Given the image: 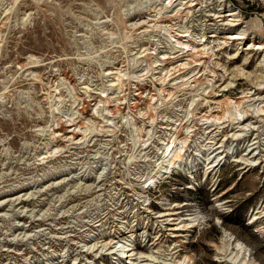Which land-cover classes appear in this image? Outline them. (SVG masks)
<instances>
[{"label": "rangeland", "instance_id": "1", "mask_svg": "<svg viewBox=\"0 0 264 264\" xmlns=\"http://www.w3.org/2000/svg\"><path fill=\"white\" fill-rule=\"evenodd\" d=\"M262 76L264 0H0V264H264Z\"/></svg>", "mask_w": 264, "mask_h": 264}, {"label": "bare ground", "instance_id": "2", "mask_svg": "<svg viewBox=\"0 0 264 264\" xmlns=\"http://www.w3.org/2000/svg\"><path fill=\"white\" fill-rule=\"evenodd\" d=\"M232 58H234V56ZM242 75H244V73H242ZM261 79L264 80V77L262 76ZM228 84L226 86H228ZM222 90H224V89H222ZM168 98H171V94H168L167 98L165 100H167ZM59 102H60L59 99L57 97H55L54 98L55 105H58ZM222 104L223 105H222L221 115H217V117H215V118L213 117L212 119H210L209 117L208 118L205 117V118L207 120L209 119L212 121H215L216 119L221 120L222 118H225V117H229L232 120L233 119L238 120V119H241V117H243L245 114H247V110L240 107V105H241L240 100H237V101H234L233 103H231V102H229V98H227L225 101L222 102ZM106 108L108 109V106H106ZM109 110H110L111 114H115V113H118L120 109L117 105H115V106L111 107ZM189 115H190V112L188 111L186 113V118H188ZM181 125H182V123L178 127H176L173 130V132L171 134H169L167 137V141H166L165 145H167L168 148H167V151L165 153V156L163 157L164 158L163 164L161 165L162 169L164 170L163 171L164 173H168L170 171V168L176 162V160H178L182 157L184 149L187 145V138L184 136L180 137V135H179ZM70 132H72V131H70ZM251 152H252L251 150L249 152H246V155L247 156L250 155L251 156L250 158H254V154L253 153L251 154ZM261 163L262 162L260 161L259 164H261ZM152 181H153V176H148L146 178V180L144 181V187L145 186L147 187V185L152 183ZM184 205H186V204H183L180 207L179 206L175 207V208L170 207V208L164 209L163 211H159V213H158L159 215L157 218L162 219L164 221L166 220L165 222H167V220H171L173 222L174 221L176 222L178 219H180V215H181L180 209ZM185 208H186V206H185ZM187 208L189 211L188 216H192V217L181 219V221L179 223H177V225H176L177 227L175 230L180 231V230H183L184 228H186L187 226L189 228L190 227L192 228L195 226L194 223L197 224L201 221V219L208 217L206 212L203 209H201V210L196 209L195 210L190 205ZM185 212H187V211H185ZM209 214L210 213H208V215ZM168 217H171V219H167ZM166 224H170V223H166ZM172 225H174V224L172 223ZM261 232H264V231H261ZM212 246H213L212 249L214 248V250L216 251L217 260L221 264H263L261 261H258V259L256 258V255L249 249V247L246 244H244L241 240L233 237L231 234L222 236L217 242L212 243ZM127 250H128V252H130V254L126 253L129 257L134 255L133 254L134 250H132V248L127 249ZM126 254L124 256L128 257ZM119 257L122 258L121 256H119ZM185 260L193 261V257L186 254L184 256L183 260H180L178 262H180L182 264L183 262H185ZM187 262H186V264H187Z\"/></svg>", "mask_w": 264, "mask_h": 264}]
</instances>
